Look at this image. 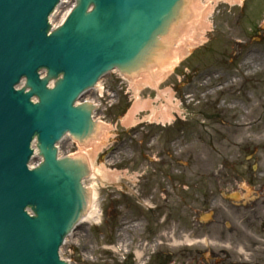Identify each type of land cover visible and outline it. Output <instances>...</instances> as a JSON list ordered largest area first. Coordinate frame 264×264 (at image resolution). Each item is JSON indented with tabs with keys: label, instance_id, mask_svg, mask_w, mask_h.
I'll use <instances>...</instances> for the list:
<instances>
[{
	"label": "rangeland",
	"instance_id": "rangeland-1",
	"mask_svg": "<svg viewBox=\"0 0 264 264\" xmlns=\"http://www.w3.org/2000/svg\"><path fill=\"white\" fill-rule=\"evenodd\" d=\"M199 4L208 7L207 40L139 94L155 109L171 103L179 110L172 119L159 123L142 109L125 125L136 90L118 72L85 96L109 128L87 181L100 217L67 239L62 256L71 264H138L137 251L141 261L162 252L149 264H228L225 247L264 264V0ZM248 56L256 67L245 79ZM229 79L235 85L225 88ZM79 151L69 139L61 144L63 155Z\"/></svg>",
	"mask_w": 264,
	"mask_h": 264
},
{
	"label": "water",
	"instance_id": "water-1",
	"mask_svg": "<svg viewBox=\"0 0 264 264\" xmlns=\"http://www.w3.org/2000/svg\"><path fill=\"white\" fill-rule=\"evenodd\" d=\"M61 1L0 0V264H69L60 253L87 210L90 168L57 144L93 136L96 106L77 102L110 71L151 66L189 2L75 0L53 29Z\"/></svg>",
	"mask_w": 264,
	"mask_h": 264
},
{
	"label": "bare ground",
	"instance_id": "bare-ground-1",
	"mask_svg": "<svg viewBox=\"0 0 264 264\" xmlns=\"http://www.w3.org/2000/svg\"><path fill=\"white\" fill-rule=\"evenodd\" d=\"M214 2H217L219 0H212ZM226 1H233V0H226ZM240 1V0H238ZM200 0H189L188 6H184L182 10V23L177 24V27L175 28L174 38L169 40V42H166V48L163 50V52L159 53L156 56V59L154 63L146 67L144 71L138 76H131V77H125L128 81H130L133 85V87L136 90V104L133 106L130 113L126 116L123 123L125 125H130L133 123V117L135 114H137L142 109H151L152 114L150 116V119H154L155 121H158L161 123H165L166 121H169L173 118L171 111L175 109L176 111H179L177 108L173 107L171 103H168L166 107L161 106L159 109H155L152 106H150V103L148 101L141 102L140 99V91L144 88L150 87L157 89L160 83L173 71V69L179 64V62L189 53L190 49L203 44L206 40V34L207 30H209L210 25L206 22V15L204 12H206V9L208 7H203L204 9L202 11H199L198 8H200L199 4ZM69 11V10H68ZM68 11L65 13L63 18L67 15ZM204 11V12H203ZM199 12V13H197ZM202 12V13H201ZM195 15L192 19H190V16ZM208 14V13H207ZM173 35V33H172ZM250 55V54H249ZM256 63H251L250 56L245 58L243 67H245L246 70H248L244 74V78L246 79L247 76L253 73V70L255 69ZM235 85V81L227 80V83L225 85V88H229ZM98 90V88H96ZM170 101V100H169ZM109 127L103 124L102 122H98V129L97 134L89 141L90 147L89 149L86 148V145H81V150L78 153V156H84L89 163L91 164V171L92 176L94 175L95 168L92 165L93 155L94 152H97L100 150V148L103 145V139L106 136V130ZM103 137V138H102ZM39 161L41 160L39 156L36 157ZM111 181H113L112 177L115 178L113 175H109ZM112 176V177H111ZM118 176V174H117ZM116 181V178H115ZM91 195L90 200L88 203V211L86 213V217L83 218V222H95L100 217V207L98 204V198H97V192L96 190L91 186ZM195 241L187 240L188 244H193ZM198 243V242H197ZM176 245V244H175ZM223 253L226 256V260L228 261V264H249L250 263V257H246V251L241 248L238 250L237 254L238 256L233 255L227 247L224 248ZM140 257L143 255L140 254Z\"/></svg>",
	"mask_w": 264,
	"mask_h": 264
},
{
	"label": "flooded vegetation",
	"instance_id": "flooded-vegetation-1",
	"mask_svg": "<svg viewBox=\"0 0 264 264\" xmlns=\"http://www.w3.org/2000/svg\"><path fill=\"white\" fill-rule=\"evenodd\" d=\"M217 222L219 223V221H217V220H215V222H214V224L217 226ZM220 224H221V220H220ZM232 230H234L233 228L232 229H230V232L232 231ZM229 232V233H230ZM150 262L152 263V260H150Z\"/></svg>",
	"mask_w": 264,
	"mask_h": 264
}]
</instances>
